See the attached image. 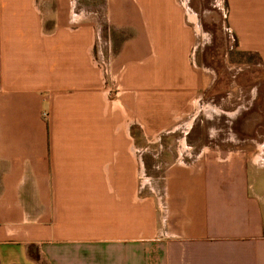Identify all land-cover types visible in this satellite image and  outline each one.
Segmentation results:
<instances>
[{
    "label": "crops",
    "instance_id": "1",
    "mask_svg": "<svg viewBox=\"0 0 264 264\" xmlns=\"http://www.w3.org/2000/svg\"><path fill=\"white\" fill-rule=\"evenodd\" d=\"M190 1L0 0V264H264L255 153L170 135L213 22L264 72V0Z\"/></svg>",
    "mask_w": 264,
    "mask_h": 264
},
{
    "label": "rangeland",
    "instance_id": "2",
    "mask_svg": "<svg viewBox=\"0 0 264 264\" xmlns=\"http://www.w3.org/2000/svg\"><path fill=\"white\" fill-rule=\"evenodd\" d=\"M212 0H191L193 10H212ZM213 22V32L206 33L207 40H203L193 57L196 65L203 64L205 69L218 77L217 87L220 95L208 100L213 111L199 112L185 128L176 130L177 137L186 136L193 152L201 148L208 139L219 144L224 151L234 149L253 151L257 166L264 173V72L254 64V60L240 57L229 43L228 34L220 30ZM215 108V109H214ZM186 132V133H185ZM169 134L165 132L161 135ZM261 154V157H260ZM263 158V159H262ZM264 183L259 182L260 188ZM258 187V185H257ZM259 188V187H258Z\"/></svg>",
    "mask_w": 264,
    "mask_h": 264
}]
</instances>
